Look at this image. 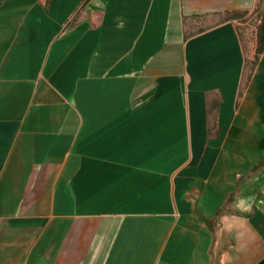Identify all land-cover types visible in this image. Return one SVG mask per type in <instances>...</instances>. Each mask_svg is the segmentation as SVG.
<instances>
[{"label":"crops","instance_id":"0c3cea01","mask_svg":"<svg viewBox=\"0 0 264 264\" xmlns=\"http://www.w3.org/2000/svg\"><path fill=\"white\" fill-rule=\"evenodd\" d=\"M255 2L0 0V264H264Z\"/></svg>","mask_w":264,"mask_h":264},{"label":"rangeland","instance_id":"374dc122","mask_svg":"<svg viewBox=\"0 0 264 264\" xmlns=\"http://www.w3.org/2000/svg\"><path fill=\"white\" fill-rule=\"evenodd\" d=\"M263 13L264 0H256L254 7L249 12H246L242 17L235 20V26L237 28L243 50L250 56V59H248L249 62H253L257 54V25L259 24ZM248 205L250 206L249 202L242 199V206ZM218 224L214 229L218 236H222L224 232Z\"/></svg>","mask_w":264,"mask_h":264},{"label":"trees","instance_id":"16d2710c","mask_svg":"<svg viewBox=\"0 0 264 264\" xmlns=\"http://www.w3.org/2000/svg\"><path fill=\"white\" fill-rule=\"evenodd\" d=\"M246 11H233V12H226L224 18L222 20H228V19H235L242 17ZM264 49V13L262 14L259 24L257 25V47H256V53H260ZM264 165V157L257 160L253 165H251L248 169V173H252L256 171L258 168L262 167ZM232 198V194H229L226 201H230ZM223 210L222 208H219L216 211L217 215H221Z\"/></svg>","mask_w":264,"mask_h":264}]
</instances>
